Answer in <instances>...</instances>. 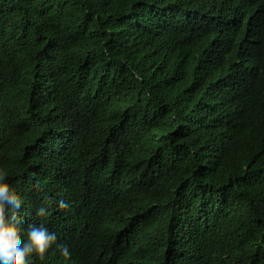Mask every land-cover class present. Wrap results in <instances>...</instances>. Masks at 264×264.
<instances>
[{
  "label": "trees",
  "instance_id": "obj_1",
  "mask_svg": "<svg viewBox=\"0 0 264 264\" xmlns=\"http://www.w3.org/2000/svg\"><path fill=\"white\" fill-rule=\"evenodd\" d=\"M0 172L32 264H264V0H0Z\"/></svg>",
  "mask_w": 264,
  "mask_h": 264
},
{
  "label": "clouds",
  "instance_id": "obj_2",
  "mask_svg": "<svg viewBox=\"0 0 264 264\" xmlns=\"http://www.w3.org/2000/svg\"><path fill=\"white\" fill-rule=\"evenodd\" d=\"M21 207V197L0 172V264H32L34 256L43 260L53 246L63 258H70V247L58 242L57 234L43 223L18 226ZM36 214L46 217L48 209L41 205Z\"/></svg>",
  "mask_w": 264,
  "mask_h": 264
}]
</instances>
